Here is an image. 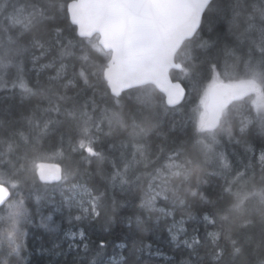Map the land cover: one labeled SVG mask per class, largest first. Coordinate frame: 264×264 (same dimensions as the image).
Masks as SVG:
<instances>
[{
	"label": "snow or ice",
	"instance_id": "1",
	"mask_svg": "<svg viewBox=\"0 0 264 264\" xmlns=\"http://www.w3.org/2000/svg\"><path fill=\"white\" fill-rule=\"evenodd\" d=\"M37 216L71 264H264V0H0V264Z\"/></svg>",
	"mask_w": 264,
	"mask_h": 264
},
{
	"label": "trees",
	"instance_id": "2",
	"mask_svg": "<svg viewBox=\"0 0 264 264\" xmlns=\"http://www.w3.org/2000/svg\"><path fill=\"white\" fill-rule=\"evenodd\" d=\"M247 103L251 102L248 101ZM189 107H192V105L189 104ZM228 151H233L232 146L228 147ZM236 151L239 152L240 150L236 149ZM257 151H259V149H257ZM48 155L51 154L49 153ZM42 161L62 164V161L58 157L36 159L35 164L37 165ZM41 186H43V184H41ZM48 186L53 187L55 186V184ZM49 226L56 228L63 227L65 229L69 227L66 222L61 221L59 215L55 216L54 222H49ZM28 233V248L23 253V255L28 260V264H71L73 259L72 255H59L49 251V249L51 248V245L49 243L50 233L47 228L40 224L39 216L35 217L34 223L28 225ZM153 247H160L162 254L167 253V255L161 258V255H149L148 251L145 250L144 252L140 253L141 264H167V260L172 254L168 252L166 245L161 242L157 245H154ZM129 264H131V261H129Z\"/></svg>",
	"mask_w": 264,
	"mask_h": 264
},
{
	"label": "water",
	"instance_id": "3",
	"mask_svg": "<svg viewBox=\"0 0 264 264\" xmlns=\"http://www.w3.org/2000/svg\"><path fill=\"white\" fill-rule=\"evenodd\" d=\"M208 102H209V104H211L213 102V99H212L211 95H209V97H208ZM57 164L58 163L46 162V161H42V162H39L37 164V166L43 165L44 166V170L46 171V173L49 174V184L48 185L56 184V181L54 179H51V175L55 174L54 166L57 165ZM40 183L43 184V182H40Z\"/></svg>",
	"mask_w": 264,
	"mask_h": 264
},
{
	"label": "rangeland",
	"instance_id": "4",
	"mask_svg": "<svg viewBox=\"0 0 264 264\" xmlns=\"http://www.w3.org/2000/svg\"><path fill=\"white\" fill-rule=\"evenodd\" d=\"M119 263V260H114L113 261V264H118Z\"/></svg>",
	"mask_w": 264,
	"mask_h": 264
}]
</instances>
